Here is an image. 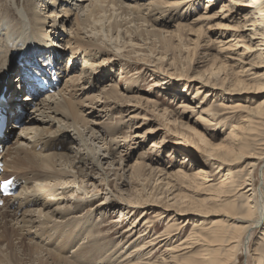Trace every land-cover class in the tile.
<instances>
[{
    "label": "bare ground",
    "instance_id": "bare-ground-1",
    "mask_svg": "<svg viewBox=\"0 0 264 264\" xmlns=\"http://www.w3.org/2000/svg\"><path fill=\"white\" fill-rule=\"evenodd\" d=\"M8 1L9 3L12 2L13 5L17 3L14 0ZM50 1L52 2H46L48 9H52L50 14H46L48 11L45 8L42 10L44 12H41L40 8L33 4L34 2L31 3L32 1L28 0H23L20 8L16 7V13H11L8 6L2 7V4H0V25H2L0 30V94L2 92L4 94L5 101L3 105H5L4 110L9 120L20 117L22 123L18 128V134L14 130V125H10L5 131V136L0 139L1 147V144L6 140L8 141L10 137L16 136L15 139L13 138L14 141L9 139L10 144L8 147L4 149V146H2L0 160L3 163L1 179L13 178L14 183L18 185L15 194L6 198L5 204L0 207V245L3 242L6 245L4 248L0 246V264H26L30 261L27 259L24 262L25 258H22L26 251L32 253L31 256L33 252L36 254L37 264H47L49 258L53 259L56 264H84L82 262L89 261L91 256L95 254L92 253V250L99 247V242L104 238V235H100L98 231L91 232L89 227L90 232L87 233L86 240L82 241L74 251L72 250L71 260L62 255V253L68 252L67 249L70 245L71 247L74 246L72 244L84 233L83 231H87L83 226L89 224L87 221H91L94 212L82 216H79L78 213L81 212L82 207L90 204L96 197L93 192L88 191L82 184V179L77 181L72 169H79V166L78 168L75 167L78 162H89L101 171L100 161L109 160L107 159L108 155L101 156L98 151H95V147L89 146L86 142L87 140L91 142L92 140H101L105 137L101 135L99 129L107 124L101 120L106 114L102 117L99 114L102 113V103H104L105 108L104 100L106 99H108L106 100L108 102L118 103L119 109H125L126 113L128 111L126 121L135 127V133L130 136L131 141L141 145L144 137L154 134L159 135L160 133H164L165 136L166 130L164 127L158 126L159 124L143 132L140 130L145 123L150 124L153 121L144 115L140 116L142 110L147 112L140 105L152 107V111L149 112L153 115L156 106L153 100L147 96H126L120 92L118 84H106L107 80H105L110 76L104 67L107 63L120 62V79L124 77L123 68L129 65L137 66L141 64L145 66L146 71L153 74L160 72L161 63L154 64L152 61H163L166 56L159 54L154 59L155 56H152L154 52L149 48L150 52L148 46H143L145 43L136 41L138 39L140 42H144L148 38H143V36H146L149 31L157 29L152 24L153 22L163 23L164 25L171 22L169 24L173 29L164 32L158 30L161 35L163 34V37L169 36L180 42L184 41L182 40L183 34L186 32L189 36H192L189 40L194 42L195 46L202 45L205 48L204 52L207 56H209L211 48L219 45L218 53L212 59L211 67L198 73V75H193V77L185 76L183 72L187 71V68L184 67L182 62L177 65L176 55L171 56V61L168 64L169 69H173V74H170V80L186 81L183 84V89L176 93L181 95V93L189 91L194 81L195 84L199 85L196 87L193 99H197L202 95L196 107H192L186 102L182 103L183 114L190 108H193L194 111V108H199V119L209 122L215 120L216 114L211 109L204 108V104L210 100L213 93H222L220 95L221 100H233L235 97L241 99L240 95L233 96L232 93L237 91L246 92L250 90L255 93H264V0H207L205 10L196 17L190 13V10L192 12L193 4H197L201 0ZM39 2L45 3L44 0H39ZM59 4H62L63 7L54 12ZM65 4L66 7H64ZM71 4L77 9L76 12L68 7ZM4 8L6 10H3ZM2 12L4 13L2 14ZM71 15H75L73 22H70ZM183 16L185 19L172 24L174 19H180ZM66 26L70 27H68L71 32L69 38L63 37V34L58 35V31L65 32L67 30ZM103 29H106L109 34L103 35L101 33ZM134 32L140 34H133ZM206 37L210 38L203 41V38ZM64 41L66 45L63 44ZM203 42L204 44H202ZM123 47H128L126 53L119 51V48ZM184 48L180 44V49L185 51ZM79 50L81 51L78 52ZM64 53H69L66 67L60 66ZM79 53H82L83 56L78 57ZM46 57L51 58L52 69L55 71L57 79L64 80L63 87L57 91V95H61L60 98L62 97V99L57 100L55 99L56 96L53 98V94H46L47 96L44 98H40L41 95L39 97L28 95L24 100L19 101L18 97L27 88L25 87V78L21 73L23 69L21 70L20 64L31 70L35 68L40 60ZM168 59L166 58V60ZM78 60L81 62H78ZM41 65L39 64V66ZM68 65L69 69L67 70ZM131 69L133 68L131 67ZM98 74H100L99 82L93 77ZM102 80H105V85L99 89L97 85L101 84ZM160 80L162 79L160 78ZM162 83H165V81H161L160 84ZM187 83L189 86H187ZM106 85H108V88H104ZM225 85L226 87H224ZM154 86H158V84L155 82ZM96 89H99V92ZM93 92H97V94ZM82 95H85V97L78 102L76 99ZM179 95H175V98ZM193 99L191 102H193ZM187 100L190 101L188 98ZM228 105L227 109L229 110L223 112L222 116L235 111H240L245 115L239 116L238 120L231 122L230 131L218 143H212L208 139L205 130H199L194 125H190L189 122H184L181 119L183 117L176 115V113L172 115V117H175L173 121L178 127L184 128L185 131H191L200 140V144L205 147L203 149L201 146H194L193 142H186L182 138V135L184 136L183 131H175L173 135L177 136V142L182 144L183 150L193 153L194 151L190 150L192 148L195 150V156L198 152H201L203 166L207 165L205 161L213 155L212 158L215 161L211 163L216 164L217 168L226 172L221 173V178L216 182L215 178H211L213 176L210 171L203 166H200L192 174L187 173L183 167H180L171 172L170 175L183 180L192 179L197 181L198 185H196H200L203 190L205 189L209 193H205L208 196L207 198L200 199L202 204L200 201L197 203L203 206L204 199L205 202L209 200L211 205L205 204V206L207 208L212 207L214 210L217 209L215 211L227 219H231L232 216L228 212L230 207L226 206L225 208L226 198L232 196L233 190H243V193L246 194L247 211L239 219L233 217L232 220L241 223L235 225L234 233L229 238V243L222 256H220V246L224 242L223 232L227 220L219 219L211 224L212 230H209V227L203 228L202 232L206 233L204 237L193 234L192 241L189 243L191 245L187 243V245L181 246L179 244L170 249H165L167 256H161L157 264H178V255H176L178 251L189 254L181 260L180 264H233L239 247L241 245L243 248L248 247L247 244L254 230L260 226L264 227V142L261 143L258 152L248 151L249 146H251L250 139H256L252 136L255 131V120L264 118V97L262 100L253 101L248 105L241 103V101L235 102V105ZM221 106L224 107V103H221ZM252 113H255V124H253ZM230 117L235 119L232 116L226 118ZM140 119L145 120V122L138 123L137 121ZM81 128L83 129L81 130ZM86 128H89L90 139H85L84 129ZM69 132L75 134L79 146L84 150V153H81L83 156L76 162L75 159H71L66 153L61 152V149L68 147L67 144L75 141ZM161 141L162 139L159 142L153 140L150 149L160 150ZM58 147H60V150ZM142 155L145 157V154ZM74 157L76 156L74 155ZM79 157L80 155L76 158ZM120 160L123 163V158H120ZM246 160L248 174L238 185L230 170L236 163ZM114 162L110 161L111 165ZM116 162L118 163L119 160ZM84 163H82L83 166ZM184 163L185 161L181 162V164ZM146 166L144 161L141 162L139 159L127 169L126 166L122 168L124 171H131L130 178L138 177V181H141L142 178L140 177L143 175L140 170H143ZM258 168L260 186L255 191L253 178L255 170L258 171ZM160 170L164 171L161 168L158 169V171ZM170 175L168 176L171 177ZM107 177L108 174L103 173L100 180L107 183L109 181ZM143 190H145L143 186L137 190L135 189V199L127 202L120 201L121 207L125 205L133 210L134 208H143L147 211V209L157 204V210H159L157 219L170 217V220L168 219L170 228L177 221H185L190 217L188 210L190 207L188 205H186L187 207L183 206V203L176 199V195H172V193L166 195V198L172 195L169 198L172 203L168 204L167 200L161 199L162 196L159 197L156 193L152 194L151 191L145 193ZM70 193L71 196L74 193L80 194V197L75 196L74 199L78 202L77 205H71L73 197L70 196ZM149 197L152 201H147ZM112 200L114 198L100 201L95 211L97 212L101 208L108 210L113 206L118 207ZM61 202H63L62 206L60 205ZM53 205L58 206L51 210L50 208ZM19 212L20 215L17 216ZM144 213L142 211V215ZM198 222L195 221L194 228L201 225ZM136 226L135 223L132 224V228H136ZM170 228L165 229L167 234H170ZM56 231L61 233V238H59ZM146 234L147 232L137 238V240L144 238L145 241L134 250L138 255L135 258L136 260L141 259L144 254L147 255L146 257H150L155 245L161 246V241L167 239L165 241L167 242L171 239L170 236L166 235L162 239L154 237L147 240L149 235ZM170 235L172 236V234ZM262 235L264 236V233ZM36 238L38 241L34 240ZM196 246H199L200 250L190 254ZM111 261L108 263L111 264ZM136 263L139 264V262L131 264Z\"/></svg>",
    "mask_w": 264,
    "mask_h": 264
},
{
    "label": "rangeland",
    "instance_id": "rangeland-1",
    "mask_svg": "<svg viewBox=\"0 0 264 264\" xmlns=\"http://www.w3.org/2000/svg\"><path fill=\"white\" fill-rule=\"evenodd\" d=\"M14 1H16L18 4L16 3L15 5H13L12 2L9 3L8 0L7 1L0 0L1 2L0 4H2V7L8 6L11 10V13H16L17 11L16 7L18 6L20 8L23 0H14ZM28 1H32L31 3L34 2L33 4H36L38 8H40L41 12H44L42 10H44L43 8H45V10L48 11L46 14H50L52 10V9H48V7L46 6V2H52L50 0H44L45 1L44 4L39 2V0L38 1L28 0ZM206 1L207 0H201L197 4L194 3L193 4L194 8L192 9L193 11L191 12L190 10V13L194 14L193 15L194 17L198 16L200 13H202L205 10ZM71 6H68L70 7V10L72 9L74 12H76L77 9L74 7V5L71 4ZM61 7H63V5L59 4L58 8L56 7L54 9L55 11L54 10L53 11L57 12L58 10L61 9ZM64 7H66V4ZM3 10H6V8H4ZM73 11L72 13L74 14ZM3 13L4 12H2V14ZM74 18H75V15H71L70 22L71 21L73 22ZM183 19H185L184 16L182 18L180 17V19L179 18L174 19L172 24H176L178 20H183ZM158 23L159 22H156V23L153 22L152 24L157 29L149 31L146 35L147 37L143 36V38H148V39H146L144 42H140L138 39L136 41L138 43H145L143 46L145 45L148 46V50L150 52L151 50L154 52L152 54V56L153 55L155 56L154 59L157 58L159 54L165 55L166 58H169L168 60L164 58L163 61H158V60L152 61L154 64L161 63L162 68H160L161 69L160 72H155V74H153L152 72L146 71L144 69L145 66L141 64L140 65L138 64L137 66L129 65L126 68L124 67L126 70L123 68L124 77L120 79V67H119L120 62L107 63L108 65L105 64L104 67L107 69V73L110 74V76L107 79H105L107 80L106 84L107 83L118 84V88L120 89V92L123 93L124 95L138 96V97L147 96L149 97V99L153 100L154 103L156 104L153 113L156 114L157 118L155 114L152 115V113L149 112V111H152L153 109L152 107H146V105H143V104L140 105L141 107L147 110V112L142 110L140 112V116L144 115L150 120H153L152 123L150 124L145 123L143 128H141L140 130L143 132L144 130L153 128L159 124L158 126L165 128L166 134L165 136L163 135L164 133H160L159 135L154 134L152 136L144 137V140L141 142V145L136 144L135 142L131 141V137H130L132 136V134L135 133V127L134 125H131V123H128L126 121L128 119L127 118L128 111L126 113L125 109H119V107L117 106L119 104L116 102L115 103L108 102L106 101L108 99L106 100L102 99L105 102V108H104V103H102L104 109L102 108V113H100L99 116L102 117L104 116V114H106L104 117H102L101 120L107 124H104L103 127L99 129V131H101V135H104L105 137H103V139L101 140L98 139L99 141L92 140L91 142L90 140H87L86 142L89 144V146L95 147L97 149V150L95 149V151H98V153L101 156L108 155L107 159L109 160L100 161L101 171L97 170L95 166L93 167L92 164L89 162L88 163L82 162L84 163V166L82 165L81 162L80 163L78 162L76 163L75 167L78 168L79 166V169H72L74 171V175H76L75 177H77V181L79 180L81 181L82 179V184L87 188L88 191L93 192L96 195V197L94 201L90 202V204L82 207L81 212L78 213L79 216H82V215H88L94 212L93 218L90 219L91 221H87L89 224H85L83 226L84 229H86L87 231H83L84 233H82V235H80V237L77 238V240L74 242L75 244L74 243L72 244L74 246L71 247L70 245L68 247L67 249L68 252L62 253V255H65L64 257H68L69 260H71L70 256L73 254L72 252L75 250V248L78 247V245L81 244L82 241L86 240V235L88 232H90L89 229L91 228V232L94 233L98 231L100 235H104V238L99 242L100 244L99 247L93 248L92 253H95V254L91 256V259L87 262H82V263L84 264H94V263L95 264H109L108 262L112 260L111 264H122L123 262L124 263L126 262L125 264H131L134 262H139V264H150V263L157 264L160 261L161 256L163 257L167 256L165 249H170L173 246L179 245V244H181V246L187 245V243L188 245H191L189 243L192 241L193 234H196V235L198 234L200 235V237H204L206 233L204 234V232H202L203 228L209 227V230H212L213 227L211 226V224H213L215 221L219 219L220 220L222 219L223 221L227 220V222H225V229L223 232L224 242L220 246V253H221L220 256H222V254L225 251V248H227V245L229 243L228 241L229 238H231V236L234 233L235 225L237 223H241L240 221L232 220L234 219L233 217H236V218L238 217L239 219L240 217L245 215L247 211V200L245 196L246 194L243 193L244 192L243 190H240V191L233 190L232 196L230 198H226V201L224 202L226 204L225 208L226 206L230 207V209H228V212L232 216L231 219L229 218L227 219L223 215H220L219 212H216L215 210L217 209L214 210L212 207H208L209 208L208 209L207 206H205V204L211 205L209 203L210 202L209 200H206L205 202V199H204V205L203 206L201 205L202 203L200 199L207 198L208 196L206 194H209V193H207L205 189L203 190V188L200 187V185L197 186L198 185L196 183L197 181H193L192 179L183 180L181 178H176L170 175L171 172L177 170L180 167H183L187 173L192 174V173H195L200 166H203L202 164L203 159L201 156L202 153L198 152V154H196V156L197 155L198 156L196 157L194 149L190 148V150L194 151L193 153L186 152V150H183L182 144L177 142V139H178L177 136L173 135L175 131H180V132L183 131L184 136L182 135V138L185 139L186 142H193L192 144H194V146H199V147L201 146L203 147V149L205 148L203 144H200V140L197 139V137L191 131H188V130L185 131L184 128L178 127V125L174 123L173 120L175 119V117H172V115L173 113H176V115H180V117L181 116L183 117L181 119L184 122H189L190 125H194L199 130L200 129L205 130V133L208 136V139L212 143H218L230 131L231 122L238 120L239 116L245 115V113H242L240 111H235V112L227 113L226 115L222 116L221 114L223 112H227L229 110L227 109V106H229L228 104L235 105V102H238V101L239 102L241 101V103L246 104V105L252 103L253 101L258 102L263 99L264 93H255L254 91H250V90H249L250 92L249 91H246V92L237 91V92L232 93L233 96L235 97L236 95H240L242 98L238 99L237 97H235L233 100L231 99L221 100L220 95H222V93H218V92L213 93L214 95L212 94V97L210 98V100H208V102L204 104V108L211 109V111L216 114V117H214L215 120H210L209 122H204L201 119H199V114H200L199 108H194L195 111L192 110L193 108H190L187 110V112L183 114L182 112L183 107H181V104L186 102V103H189L192 107H196L198 103L200 102L202 95L199 96V98L197 99H193V96L196 91V87H198L197 85H199V84H195L194 81L192 82L193 83L192 88L189 87L190 88L189 91H185L184 93H181V95L176 93L179 90L181 91L183 89V84L186 81L183 80L179 82L175 79L170 80L169 76H171L170 74H173L172 73L173 69H169L170 66L168 64L171 61V58H172L171 56L176 55L177 65L179 64V62L180 63L182 62L184 64V67L187 68V71L183 72L185 76L193 77V75H198V73L204 72L205 70L211 67L212 62H213L212 59L217 55L218 53L217 50H219V45L214 44L215 45V47H213L214 49L211 48L209 50V56H207L204 52L205 48H203L202 45H201L202 47L195 46L194 45L195 43L189 40V38H191L192 36H189L186 32H184L183 34L182 40L184 41H180V42L177 41L176 39L170 38L169 36L163 37V34L161 35V33L158 30H161L162 32H164L166 30L173 29V27L171 26V24H169L171 22H169L168 25L167 24L164 25L163 23L161 24L160 23L158 24ZM68 27L69 26H66L67 30H65V32L61 30L58 31V35L63 34L62 35L63 37L69 38L71 36V32L69 31L70 27L69 28ZM1 28H2V25H0V30ZM101 33L103 35L109 34L106 31V29H103ZM133 34H140V33L134 32ZM113 37H115V35H113ZM208 38L207 37L203 38V41L208 40ZM63 44L66 45V42L64 41ZM180 44L183 45V47H185L184 48L185 51L180 49ZM202 44H204V42ZM127 49L128 47H123V48H119V51L126 53ZM80 51L81 50H79L78 52ZM68 56H69V53H64V57L62 58V63L60 64V66H64V67L67 66ZM82 56L83 54L79 53L78 57H82ZM150 59H153V58H150ZM78 62H81V61L78 60ZM131 67L133 69H131ZM67 68H69V65ZM134 70L137 73H134L135 72ZM93 77L95 78L97 82H99L98 78L100 77V74H98L96 77L95 76ZM160 78L162 80H160ZM105 80H102L101 84L97 85L99 89L100 87L103 88V86L105 85ZM161 81H165V83L160 84ZM63 82L64 80L62 81V85L60 86L58 90H60L63 87ZM155 82L156 84H158V86H154ZM166 82L168 83L166 84ZM187 86H189L188 83H187ZM224 87H226V85ZM104 88H108V85H106V87ZM99 89H96V91L99 92ZM58 90H56V92L53 94V98H55L54 96H56L55 99L61 100L62 99V97L60 98L61 95H57ZM97 92H93V93L97 94ZM48 94L52 95L51 93H48ZM175 95H179V96L175 98ZM45 96L47 95H44L40 98H44ZM25 97H26V94L22 93L18 97L19 101L24 100ZM84 97L85 95H82L78 97V99L76 100L80 102L81 98H84ZM181 97H184V98L182 99ZM252 97H255V98H252ZM187 98L190 99V101L187 100ZM192 99H193V102H191ZM221 103H224V107L221 106ZM164 112H166V114H164ZM32 114H36V113H32ZM252 115H253V122H254L253 124H255V121H256L255 126L253 125L255 128V131L253 134L255 136L254 135L252 136L254 138L256 137V139H253V138L250 139L251 146H249L248 151L258 152L259 147L261 146V143L264 142V118L263 119L258 118L259 120L258 119L255 120V113H252ZM229 116L235 117V119L231 117L226 118ZM123 122L125 123L123 124ZM137 122L144 123L145 120L140 119ZM11 125H14V130H16V134H18L17 131L19 130L18 129L19 127L17 126H21L22 123L21 122L17 124L12 123ZM82 129L83 128H81V130ZM88 129L89 128L84 129L85 130L84 134L86 135L85 139L91 138L90 137L91 135L89 134L90 131ZM96 130L98 131V128ZM69 134L70 136H72V138L75 141H72L71 143L67 144L68 146L66 147L67 150L61 149V152L63 151L64 154L66 153V155H68L71 159H75V162H76L78 159L81 158V156H83L81 155V153H84V150L82 149V147L79 146V143H78V140L76 139L75 134H71V132H69ZM15 137L16 136L13 135V137H10L9 139L11 141H14ZM161 139H162L161 141L162 143H160L161 144L160 150L152 149L153 150L152 151L150 149L151 142L153 140L159 142ZM9 144H10V141H8L4 149L8 147ZM101 147H104V148H101ZM59 148L60 147H58V149ZM142 154H145V157H143ZM74 155L76 157L80 155V157L76 158L74 157ZM212 157L213 155L211 156V158H208L205 161L207 165L206 166L204 165L203 167H205L206 170L210 171L211 175L213 176L211 178H215V182H216L219 178H221V175L223 174V172H226V171H224L223 169L217 168L216 164H212L215 161ZM120 158H123L122 160L123 163L121 162ZM139 159L141 162L144 161V163L147 166L143 170H140L141 174L143 175L140 177L142 178L141 181H138V177L137 178L134 177L135 180L138 181L137 182L134 180L133 177L130 178L131 171H128V170L124 171L122 167L126 166V169H127L128 167H130V165L135 164V161ZM118 160L119 162L117 163L116 161ZM110 161H115L116 163L114 162V164L111 165ZM183 161H185V163L181 164V162ZM246 162L247 160L244 162L236 163L235 165L232 166L230 170L232 174L234 175L235 180H237L238 185L241 183L242 180H244L247 177L248 166L246 165L247 164ZM160 168L164 170L165 172L164 171L162 172L161 170L158 171V169ZM79 170H81V172H79ZM100 173L108 174V177H107L109 180L107 182L108 184L106 182H103V180H100L101 179ZM259 173L260 172L258 168V171L255 170L254 178H253L255 191L260 186L259 184L260 174ZM168 175H170L171 177H169ZM141 186L145 188L143 192L147 193L151 191L152 194L156 193V195L158 194L159 197L162 196L161 199H163L164 201L167 200L168 204L172 203L170 202L172 200H169V198L172 195H176V199L180 201L181 203H183V206L188 205V207H190L188 209L190 212V217L185 221H180V222L177 221L175 225L170 228V226H168L170 217L161 218L159 220L157 219L158 218L157 213H159V210H157L158 205L155 203H153L155 205L147 209V211L143 210V208H136V209L134 208L133 210L125 205L121 207V204H119L120 201L127 202L129 200H134L135 199L134 190L141 188ZM110 191L112 194L110 193ZM106 192L107 193L109 192V194H107ZM169 193H172V195H170L169 198H166V195H168ZM70 196H71V193H70ZM75 196L80 197V194L74 193V195L71 196L73 197V200L71 201L72 206L78 204V202L74 200ZM109 198H114L112 202H114L118 207L115 208L113 206L112 208H109L108 210L106 208H101L96 212L95 210H96V206H98L97 204L102 200L107 201L109 200ZM139 198H141V196H139ZM147 201H152L151 197H149ZM198 201H200L201 204L197 203ZM62 204L63 202L60 203L61 206ZM57 206L58 205H53V207L50 209L52 210L54 207H57ZM182 208H185V207H182ZM142 211L145 212L143 215H142ZM204 214H207V215H204ZM19 215H20V212L17 214V216ZM196 220L199 221L198 222L199 224H201L200 226H198V228H194V224ZM133 223L137 225L136 228H132ZM168 227L171 229L170 234H172V236L166 233L165 229H168ZM146 232H147L146 235H149L147 240H149L150 238H154V237H159V239H162L166 235L170 236L171 239L169 238L170 241L168 240L167 242H165L167 239L161 241L160 243L161 246H158V244L155 245L152 249L150 257H146L147 255L144 254L141 256V259H139L140 260L139 261L135 259L138 255L137 253H135L134 250L139 246V244H142L145 241L144 238H143L144 240L143 239L137 240V238L141 237L139 235H142L143 233H146ZM56 233L57 235H59V238H61V233L58 231H56ZM262 233H264L263 226H260L254 230L251 236V239L249 243L247 244L248 247L243 248L242 245L241 247H239V250L237 251L233 264H264V236L262 235ZM34 240L38 241L37 238ZM26 242H28V240ZM0 246L2 248L6 247L5 242H3ZM198 247L199 246H196V248H194V250H192L190 254H193L194 252H198V250H200V248ZM177 253L178 254L176 255H178L177 258L179 260L177 262L178 264H180L181 260L189 256V254H183L184 253L183 251H178ZM31 254L32 253H30L29 251H26V253L22 255V258H25L24 262H26L28 259L30 261L26 262V264H37L38 261L36 260V254L34 252L32 256ZM148 260L151 262L149 263ZM47 264H56V263H54L53 259L49 258L47 261Z\"/></svg>",
    "mask_w": 264,
    "mask_h": 264
}]
</instances>
